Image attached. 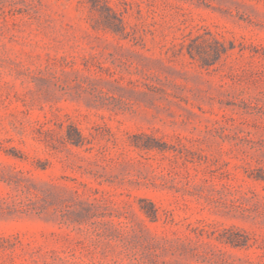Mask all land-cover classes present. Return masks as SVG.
Listing matches in <instances>:
<instances>
[{
    "label": "rangeland",
    "instance_id": "obj_1",
    "mask_svg": "<svg viewBox=\"0 0 264 264\" xmlns=\"http://www.w3.org/2000/svg\"><path fill=\"white\" fill-rule=\"evenodd\" d=\"M264 0H0V264H264Z\"/></svg>",
    "mask_w": 264,
    "mask_h": 264
},
{
    "label": "trees",
    "instance_id": "obj_2",
    "mask_svg": "<svg viewBox=\"0 0 264 264\" xmlns=\"http://www.w3.org/2000/svg\"><path fill=\"white\" fill-rule=\"evenodd\" d=\"M261 178H264V177H261Z\"/></svg>",
    "mask_w": 264,
    "mask_h": 264
}]
</instances>
